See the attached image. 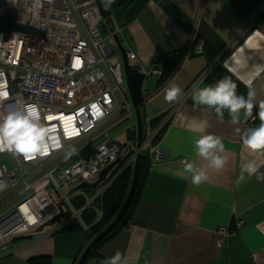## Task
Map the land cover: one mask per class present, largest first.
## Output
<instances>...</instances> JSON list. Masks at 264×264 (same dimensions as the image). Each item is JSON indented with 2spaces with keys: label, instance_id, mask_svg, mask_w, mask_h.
I'll return each mask as SVG.
<instances>
[{
  "label": "crops",
  "instance_id": "1",
  "mask_svg": "<svg viewBox=\"0 0 264 264\" xmlns=\"http://www.w3.org/2000/svg\"><path fill=\"white\" fill-rule=\"evenodd\" d=\"M263 8L264 0H137L125 11V46L137 54L145 71H161L166 57L180 55L163 88L157 90L156 75L148 76L155 77L150 87L144 86L145 131L149 138L167 124L155 146L165 157L151 165L128 225L85 264H103L117 251L131 264H264V163L257 175L236 182L241 136L260 123L256 114L264 100ZM256 34L259 47L247 52L238 66L247 93L249 80L256 92L253 118L243 122L242 112V123L232 125L225 112L222 122L194 104L192 86L212 84L200 81L201 76L226 55L231 59ZM197 43L203 46L200 53L193 50ZM171 84L179 85L182 94L166 102L165 89ZM160 118L153 128L152 121ZM201 121H207L203 133L194 131ZM200 134L221 137L229 159L223 170L210 171L208 181L194 186L181 162L196 159L194 141ZM99 194L92 192L87 204ZM222 228L226 234L220 233ZM53 232L40 228L5 241L0 264H31L42 257L51 264H78L90 244L87 235L83 230Z\"/></svg>",
  "mask_w": 264,
  "mask_h": 264
},
{
  "label": "built area",
  "instance_id": "2",
  "mask_svg": "<svg viewBox=\"0 0 264 264\" xmlns=\"http://www.w3.org/2000/svg\"><path fill=\"white\" fill-rule=\"evenodd\" d=\"M6 1L7 6L0 7V16L43 30L45 35L0 31V84L6 83L9 93V99L0 104V112L18 101L36 105L42 122L55 129L52 143L58 141L61 147L53 146L48 156L37 155L31 160L7 151L0 152V195L12 192L0 207L45 183L50 184L56 197L53 201L49 194L40 199L33 195L0 219V245L40 229L60 213L64 202L75 212L74 218L81 219L82 211L71 204L74 197L83 194L80 185L96 181L102 170L123 155L122 144L109 138L88 151L101 134L98 129L110 122L119 104L122 112H128V119H134L135 115L120 54L107 43L111 40L115 44V35L122 43L126 42L124 30L111 26L110 9L104 0L102 9L97 0ZM101 23L106 30L105 36ZM202 49L200 43L193 47L195 53ZM127 58L132 68L145 72L134 51L129 49ZM77 60L79 66H76ZM152 73L161 74L156 70ZM48 117H63V120H49ZM135 129L132 127L131 131ZM154 136L147 138L145 147ZM75 144L78 146L69 157L67 154ZM5 157L12 161L13 169L3 163ZM164 157L160 148L150 150L153 163ZM135 160L136 152L123 169ZM110 186L111 183L107 187ZM25 206L27 211L23 210ZM72 220L59 224L57 230ZM226 230L222 228L220 233L226 234Z\"/></svg>",
  "mask_w": 264,
  "mask_h": 264
},
{
  "label": "clouds",
  "instance_id": "3",
  "mask_svg": "<svg viewBox=\"0 0 264 264\" xmlns=\"http://www.w3.org/2000/svg\"><path fill=\"white\" fill-rule=\"evenodd\" d=\"M109 2L111 3L113 0H109ZM126 42L122 43L125 48ZM128 50L129 49L126 48V51ZM228 56L229 55H226V57ZM223 62L222 65L227 72L243 85L240 79L224 66L225 62ZM209 71L210 69H208L206 73ZM158 72L161 74L156 76L160 77L162 72ZM143 73L147 75V78L152 74V72L148 73L147 71ZM248 88L247 97L238 94L237 85L233 82L231 77L225 76L217 80L215 83L203 87L199 84H194L192 86V100L196 106H204L211 112H214L215 116L222 122L225 117V112H227L229 123L232 125H240L242 123L241 113L243 112V122L246 123L250 118H253V109L257 106L255 103L256 92L252 89L250 80L248 81ZM181 94L182 89L179 85L171 84L165 89L164 99L166 102H173ZM8 99L9 93L7 91L6 83L0 84V104ZM256 115L260 123L257 126L247 128L241 136V164L240 172L236 181L238 184L257 175L261 164L264 163V100L259 101L258 112ZM206 126L207 121H201L193 130L203 133V129ZM54 131L55 129L53 127L42 122L40 110L36 105H24L18 101L16 104L8 105L5 112H0V152L7 151L16 155H22L28 160L35 159L37 155L40 157H46L50 153V148L53 146L57 148L61 147L58 141L55 144L52 143L53 140H55V136L53 135ZM236 131L239 133L241 129L237 127ZM144 142L146 143V141ZM122 146L124 152V145L122 144ZM136 149L137 145L135 149L133 148V153ZM72 154L73 152H69L67 155L70 157ZM194 155L196 157L195 160L189 161L185 159L181 162L183 165L182 171L190 174L191 183L194 186H200L202 183L208 181L210 171L223 170L229 159L225 152V145L222 142V138L212 134H200L198 138L195 139ZM249 157L253 158L250 159ZM122 171L123 168L119 171L120 174ZM116 175L110 181L104 183V188L99 189L100 194L97 198L101 197L108 190V184L111 183L112 186L115 182L113 180L117 179L115 178ZM260 178L262 177L257 176V179ZM87 200H89V198ZM94 202L95 201L91 200L90 203L86 204V206L80 211L92 207ZM66 218L63 219L60 224L66 222ZM72 219V221L77 220V218ZM57 227L58 225L53 228L55 229ZM103 264H131V261L126 255L117 251L115 255L106 259Z\"/></svg>",
  "mask_w": 264,
  "mask_h": 264
},
{
  "label": "trees",
  "instance_id": "4",
  "mask_svg": "<svg viewBox=\"0 0 264 264\" xmlns=\"http://www.w3.org/2000/svg\"><path fill=\"white\" fill-rule=\"evenodd\" d=\"M137 0H113L110 3V11L108 13V19L113 28H122L124 30V37L126 39V23L124 22V13L131 7ZM112 13V14H111ZM112 16H115L117 19V24H115L112 20ZM127 40V39H126ZM178 56L180 55H170L167 58V62L164 63L162 67V75L158 79L157 90L163 88L168 80L173 76V72L171 71L174 68H177L178 65ZM176 58L175 62H170L171 59ZM157 60H155V63ZM170 62V63H169ZM229 76L233 80V82L237 85V93L240 95H244L247 97V88L243 86L238 80H236L231 74L227 72V70L223 67L222 63L217 64L210 68V71L207 73L205 80H208L211 83H215L217 80ZM141 110L145 117L146 112L144 109V103H141ZM118 120L117 122H119ZM144 124V135L143 142L147 140L148 134L146 133ZM161 122L160 119H155L152 121L153 128H156L158 124ZM167 124H164L160 130L155 134V136L151 139L149 145L141 152L139 158V176L137 182V188L135 191V195L133 200L125 213L124 217L121 221L112 229V231L107 234L104 238H102L98 244L92 249L88 256V260L93 258L97 253L98 249L113 239L115 236L120 234L122 230L128 225L129 220L131 219L135 207L138 195L140 190L144 185V181L149 172L151 165L153 164L150 158V150L156 146L157 141L161 138L162 134L166 130ZM133 155V147L124 145V152L121 156L120 163L116 167V169L112 172L109 179L110 181L127 163L130 157ZM134 166L135 163L130 164L125 168L122 173L117 177L112 186L99 198L95 200L92 207H88L82 211L81 219H77L66 225L61 229V232H73V231H81L87 235L89 243H91L98 235H100L105 229H107L111 223L115 220V218L120 213L122 207L124 206L128 194L131 189L133 175H134ZM93 189H82L83 194L74 197L71 200V204L76 210H82L86 204L88 197L94 192ZM61 207L64 209L65 213L68 216L67 211L65 210L64 203L61 204ZM88 226V229L85 228ZM31 264H51L48 258H37L31 261Z\"/></svg>",
  "mask_w": 264,
  "mask_h": 264
},
{
  "label": "water",
  "instance_id": "5",
  "mask_svg": "<svg viewBox=\"0 0 264 264\" xmlns=\"http://www.w3.org/2000/svg\"><path fill=\"white\" fill-rule=\"evenodd\" d=\"M102 1L103 0H97L98 6L102 9ZM103 16L106 18L107 15L103 12ZM0 31H6L8 33L13 31H21L27 34L35 35V36H44L45 32L43 30L31 28L28 26H23L15 22L14 19L8 18V17H2L0 16ZM114 42L119 50L121 60L124 67L125 72V80L128 87L130 99L133 105V109L135 111V119L137 121V131H138V140H137V149L136 152V160H135V166H134V175H133V181L131 185L130 192L128 194V197L126 199V202L124 206L122 207L120 213L115 218V220L111 223V225L105 229L100 235H98L87 247L85 252L83 253L82 257L80 258L78 264H85L90 252L92 249L98 244V242L104 238L107 234H109L112 229L121 221V219L124 217L125 213L127 212L133 197L135 195V191L137 188V182H138V176H139V158L142 150L145 148V142H143V135H144V124L143 120L146 119L147 115H143L141 110V103H144V109L146 112V106H145V95H144V86L147 81V75L137 69H134L131 67L130 63L128 62L127 58V51L126 48L123 46L121 40L118 38L117 35L114 36ZM230 51L225 52V55ZM222 57H220L216 62L220 61ZM120 161L117 160L108 167H106L104 170L101 171L100 176L98 180L94 183H83L80 185L81 188L84 189H93V190H99L101 188H104V183L107 181L108 177L112 174V172L116 169V167L119 165ZM124 170V169H123ZM120 174V172L116 175L115 178ZM115 180V179H114ZM113 180V181H114ZM109 189V187H107ZM67 217L66 213L62 208H60V213L48 221L45 225H43L41 228H53L56 225H59L60 222ZM57 228L54 229L55 233Z\"/></svg>",
  "mask_w": 264,
  "mask_h": 264
},
{
  "label": "rangeland",
  "instance_id": "6",
  "mask_svg": "<svg viewBox=\"0 0 264 264\" xmlns=\"http://www.w3.org/2000/svg\"><path fill=\"white\" fill-rule=\"evenodd\" d=\"M104 2L106 3V5L110 9L109 0H104ZM6 6H7V1L6 0H0V7H6ZM112 20L115 24L118 23L115 16H112ZM100 28H101L103 35L105 36L106 30L103 27V23H101ZM107 43L110 45V47L114 51H118L116 45L111 40H108ZM225 60H227V57ZM225 60H224V62H225ZM153 78H155V77H150L149 79H147V81L145 83V85H147V87L151 86V83L154 81V80H151ZM127 113H128L127 111L122 112V106H121V104H119L117 107V110H116L114 116L111 118L110 122L105 123L104 125H102V127H100L98 129V132H101V134L98 136L97 141L89 147L88 151H90L92 148L102 144L103 142L107 141L108 138L110 140H112L113 142L121 143L123 145H126V147L132 146L135 149L136 145H137V140H138L137 121H136V119H128L126 117ZM119 119H120V121L117 122ZM132 127L136 128L135 131L130 130ZM106 133H108V136H105ZM77 146H78V144H75L70 149L69 152H72ZM2 161L9 169L14 168L12 161L8 157L3 158ZM55 164H52V165H55ZM50 167L51 166H49L48 168H50ZM46 184H48L47 189H46ZM11 193L12 192H8V193H4V194L0 195V203L3 202ZM47 194H49L51 196L53 201H56V197L54 196V194L52 192V187L50 186L49 183H45V184L37 187L34 191L28 192L25 195H23L22 197L15 199L14 201L9 203L8 205H3L2 207H0V219H2L5 215L10 213L12 210H14L18 206L19 203L26 201L31 196L35 195L36 196L35 199H40V198L45 197ZM64 207L68 213L66 220L74 218L75 212L70 208V206L68 205L67 202H64ZM77 211H79V210H77Z\"/></svg>",
  "mask_w": 264,
  "mask_h": 264
},
{
  "label": "bare ground",
  "instance_id": "7",
  "mask_svg": "<svg viewBox=\"0 0 264 264\" xmlns=\"http://www.w3.org/2000/svg\"><path fill=\"white\" fill-rule=\"evenodd\" d=\"M259 36V34L250 36L249 39L246 41L245 45L241 48L240 52L238 51L236 55H234L231 59L227 60L224 64V66L240 80L246 81V77L243 74L242 70L238 67L240 63L239 61L249 56L246 55L247 52H250V50L259 47ZM151 75H153V73ZM23 210L27 211V207L25 206Z\"/></svg>",
  "mask_w": 264,
  "mask_h": 264
},
{
  "label": "snow or ice",
  "instance_id": "8",
  "mask_svg": "<svg viewBox=\"0 0 264 264\" xmlns=\"http://www.w3.org/2000/svg\"><path fill=\"white\" fill-rule=\"evenodd\" d=\"M79 64H80V61L77 60L76 61V66H79ZM93 108H95V106H93ZM48 119L49 120H52V119H61V120H63V117H48Z\"/></svg>",
  "mask_w": 264,
  "mask_h": 264
},
{
  "label": "flooded vegetation",
  "instance_id": "9",
  "mask_svg": "<svg viewBox=\"0 0 264 264\" xmlns=\"http://www.w3.org/2000/svg\"><path fill=\"white\" fill-rule=\"evenodd\" d=\"M222 61H223V59H222ZM222 61L218 62L217 64H220V63H222ZM217 64H215L214 66H216ZM115 180H116V179H115ZM115 180H114V181H115Z\"/></svg>",
  "mask_w": 264,
  "mask_h": 264
}]
</instances>
